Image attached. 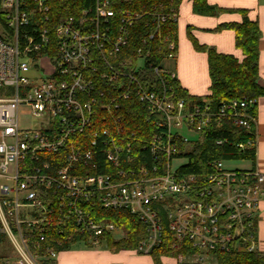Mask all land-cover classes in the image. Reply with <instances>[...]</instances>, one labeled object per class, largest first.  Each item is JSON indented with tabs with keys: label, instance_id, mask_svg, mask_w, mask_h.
Segmentation results:
<instances>
[{
	"label": "built area",
	"instance_id": "1",
	"mask_svg": "<svg viewBox=\"0 0 264 264\" xmlns=\"http://www.w3.org/2000/svg\"><path fill=\"white\" fill-rule=\"evenodd\" d=\"M89 1L55 19L52 0H0V264H56L74 239L98 247L122 232L99 211L120 210L146 227L135 249L141 255L164 245L166 234L174 249L196 250L199 264L217 253L264 252L257 239L264 174L213 161L206 174L183 176L174 164L179 143L201 139L212 123L230 119L252 130L256 102L187 108L168 84L175 74L161 65L144 84V57L123 56L144 14L119 6L130 0ZM167 45L165 60L175 58ZM131 96L160 131L146 145L117 137L118 99ZM99 138L109 162L102 173L93 160ZM255 139L238 148L255 147ZM138 146L152 161L136 169ZM53 157L61 163L50 170L45 159Z\"/></svg>",
	"mask_w": 264,
	"mask_h": 264
},
{
	"label": "trees",
	"instance_id": "2",
	"mask_svg": "<svg viewBox=\"0 0 264 264\" xmlns=\"http://www.w3.org/2000/svg\"><path fill=\"white\" fill-rule=\"evenodd\" d=\"M182 0H130L129 3H121L126 8L144 14L135 22L131 31L130 46L125 51L124 57L136 59L138 54L144 57V72L142 80L144 84H150L154 81L152 68L162 66L163 61L169 54L167 50L168 42H172L177 50V18L178 9ZM93 1L89 0H52L54 18L69 14L71 7L74 13L78 8L86 5L92 6ZM62 9L66 11L62 12ZM192 11L196 15L215 16L222 11L215 6L207 4L206 0H193ZM232 11V10H231ZM159 14L163 21H153L152 13ZM241 16L239 23H228L219 25L214 31L220 32L230 30L234 33V46L243 56L239 61L233 55L217 53L213 47L201 45L188 31V38L197 52L206 53L208 75L210 79L209 93L204 97L191 96L184 90L177 79L168 81L178 100L183 101L185 106L191 107L201 103L203 100L210 102L212 108L227 103L231 100H257L264 97V86L260 84L258 74L259 59V41L261 33L258 22L248 18L246 10H233ZM175 14V19L170 15ZM58 16V17H57ZM53 19V20H55ZM27 31H31L29 27ZM155 33L153 38L149 35ZM159 35V36H158ZM123 54V53H122ZM166 81V80H165ZM118 99V97H117ZM121 107L116 115L120 117L121 126L124 129L123 134L117 137L132 141L142 140L143 144H148L149 140L160 131L153 124V117L147 112L136 98L131 96L129 100L121 101ZM106 103V102H104ZM256 103L249 106V111L256 118ZM114 105V104H113ZM113 111L114 108L112 107ZM115 128H113V131ZM256 126L252 130H245L233 124L230 119H223L220 123H212L201 139L190 140L187 143L180 142L175 159L182 162L178 167V173L183 176H202L209 171V163L213 161H249L252 165L255 162V147L245 146L244 149L238 148V145L246 144L250 139L255 138ZM135 146V145H134ZM133 151V164L136 169L143 164L149 166L152 157L149 148L135 147ZM106 147L99 138L96 141V149L93 160L97 164L99 173L108 168L109 162L106 159ZM125 154V152H124ZM50 170H55L61 163L57 157L46 158ZM99 219L113 223L124 233V237L115 240L112 235L104 238L103 243L112 251L135 250L138 243L146 237V227L128 211H99ZM259 220V219H258ZM78 241L72 240L66 243L59 250L64 251L71 246V243ZM196 250L190 246H182L179 249L173 248V243L168 234L166 242L160 248L152 251L149 255L153 264H163L161 258L176 259L180 256L192 257ZM216 264H264V252L255 253H217L214 256ZM199 264V263H184Z\"/></svg>",
	"mask_w": 264,
	"mask_h": 264
},
{
	"label": "crops",
	"instance_id": "3",
	"mask_svg": "<svg viewBox=\"0 0 264 264\" xmlns=\"http://www.w3.org/2000/svg\"><path fill=\"white\" fill-rule=\"evenodd\" d=\"M192 1L182 0L179 6L176 56L163 61V68L175 74L180 86L189 95L207 96L210 85L207 55L194 50L187 33L190 31L199 44L213 47L220 54L233 55L241 61L243 56L234 46V33L230 30L220 32L214 30L221 24L239 23L241 16L232 11L246 10L248 18L258 22L261 33L258 74L260 84L264 86V0H206L207 4L225 10L213 17L194 14ZM182 20L185 22L184 25ZM174 61V68H168L167 65ZM255 141V162L253 165L250 163V169L264 174V97L259 98L256 103ZM259 209L257 239L259 249L264 251V196L261 198ZM56 264H153V261L149 255H139L135 250L94 249L89 251L71 250L69 247L59 253Z\"/></svg>",
	"mask_w": 264,
	"mask_h": 264
},
{
	"label": "rangeland",
	"instance_id": "4",
	"mask_svg": "<svg viewBox=\"0 0 264 264\" xmlns=\"http://www.w3.org/2000/svg\"><path fill=\"white\" fill-rule=\"evenodd\" d=\"M210 17H213V16H210ZM184 25V21L182 20L181 21ZM176 56V54H175ZM171 64H168L167 67L168 68H174L175 66V61L174 62H170ZM175 165H180L182 164V162H175L174 163ZM224 168L227 169V170H248L250 169L251 167V164L249 161H244V160H238V161H227V162H224ZM112 237L115 239V240H118V239H121L124 237V233L121 232V231H118V232H114L112 234ZM70 249L71 250H79V249H83V250H89V251H94V249H100V250H108L106 248V244L105 243H101L100 246L98 247H88L86 246L85 244H83L82 242H76L74 244H72L70 246ZM141 255V254H139ZM196 261V257H183V256H180L178 258H176V260L174 261V259H167V258H161V262L162 263H165V264H174L176 262V264H184V263H194ZM202 264H216L215 262V259L213 256H205L203 258V261H202Z\"/></svg>",
	"mask_w": 264,
	"mask_h": 264
}]
</instances>
